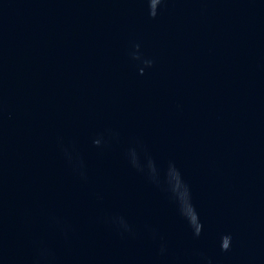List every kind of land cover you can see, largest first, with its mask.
<instances>
[{
	"label": "water",
	"instance_id": "95a60500",
	"mask_svg": "<svg viewBox=\"0 0 264 264\" xmlns=\"http://www.w3.org/2000/svg\"><path fill=\"white\" fill-rule=\"evenodd\" d=\"M0 264H264V0H0Z\"/></svg>",
	"mask_w": 264,
	"mask_h": 264
}]
</instances>
